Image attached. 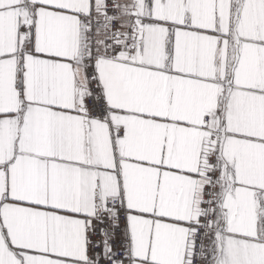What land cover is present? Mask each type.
I'll return each instance as SVG.
<instances>
[{
  "label": "snow or ice",
  "instance_id": "snow-or-ice-1",
  "mask_svg": "<svg viewBox=\"0 0 264 264\" xmlns=\"http://www.w3.org/2000/svg\"><path fill=\"white\" fill-rule=\"evenodd\" d=\"M0 264H264V0H0Z\"/></svg>",
  "mask_w": 264,
  "mask_h": 264
}]
</instances>
